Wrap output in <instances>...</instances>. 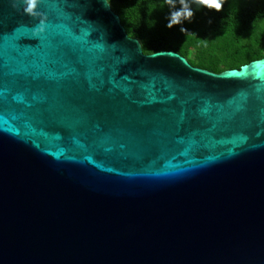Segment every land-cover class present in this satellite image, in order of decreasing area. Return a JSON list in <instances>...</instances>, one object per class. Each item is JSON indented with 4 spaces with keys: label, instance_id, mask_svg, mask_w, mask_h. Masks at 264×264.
Segmentation results:
<instances>
[{
    "label": "water",
    "instance_id": "1",
    "mask_svg": "<svg viewBox=\"0 0 264 264\" xmlns=\"http://www.w3.org/2000/svg\"><path fill=\"white\" fill-rule=\"evenodd\" d=\"M0 0V264H264V58L150 55L108 0Z\"/></svg>",
    "mask_w": 264,
    "mask_h": 264
},
{
    "label": "trees",
    "instance_id": "2",
    "mask_svg": "<svg viewBox=\"0 0 264 264\" xmlns=\"http://www.w3.org/2000/svg\"><path fill=\"white\" fill-rule=\"evenodd\" d=\"M130 38L145 55L173 51L190 65L219 73L264 58V0H222V8L197 0H108ZM193 12L171 28V13ZM186 31H181V29Z\"/></svg>",
    "mask_w": 264,
    "mask_h": 264
},
{
    "label": "clouds",
    "instance_id": "3",
    "mask_svg": "<svg viewBox=\"0 0 264 264\" xmlns=\"http://www.w3.org/2000/svg\"><path fill=\"white\" fill-rule=\"evenodd\" d=\"M168 2L172 3V0H168ZM197 2L205 6L214 7L217 11H220L222 8V0H197ZM40 3L41 0H23L24 14L39 19V24L35 30L37 34L44 31V25L46 24L47 20V17L38 10V6ZM192 15L193 12L191 11V9L187 4H184L180 10L171 13V17L166 26L171 28L174 24H178L181 22V17L189 19L192 17ZM181 31H186V29L182 28Z\"/></svg>",
    "mask_w": 264,
    "mask_h": 264
}]
</instances>
